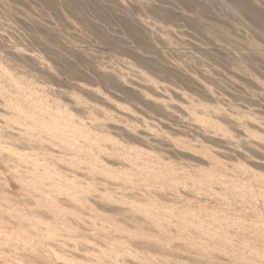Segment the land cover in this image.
<instances>
[{
	"label": "rangeland",
	"instance_id": "obj_1",
	"mask_svg": "<svg viewBox=\"0 0 264 264\" xmlns=\"http://www.w3.org/2000/svg\"><path fill=\"white\" fill-rule=\"evenodd\" d=\"M74 1L0 0V264H264V0Z\"/></svg>",
	"mask_w": 264,
	"mask_h": 264
},
{
	"label": "bare ground",
	"instance_id": "obj_2",
	"mask_svg": "<svg viewBox=\"0 0 264 264\" xmlns=\"http://www.w3.org/2000/svg\"><path fill=\"white\" fill-rule=\"evenodd\" d=\"M233 2L239 4V5H243L245 4V0H232ZM69 2L71 3L72 6L75 5V1L74 0H69ZM249 8V7H248ZM258 14V13H257Z\"/></svg>",
	"mask_w": 264,
	"mask_h": 264
}]
</instances>
